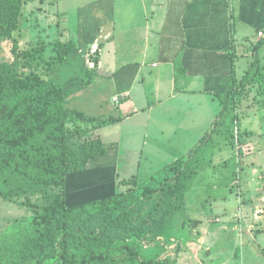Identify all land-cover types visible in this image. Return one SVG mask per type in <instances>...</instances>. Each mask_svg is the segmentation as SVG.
I'll list each match as a JSON object with an SVG mask.
<instances>
[{"label": "crops", "instance_id": "crops-1", "mask_svg": "<svg viewBox=\"0 0 264 264\" xmlns=\"http://www.w3.org/2000/svg\"><path fill=\"white\" fill-rule=\"evenodd\" d=\"M81 1L73 12H55L54 26L45 4L31 12L23 26L27 2L15 32L21 50H26L33 48L29 47L35 41L33 30L46 32L55 27L47 41L37 42L45 46V58L54 56L52 70L45 78L64 88L65 108L95 118L121 119L97 131L105 153L91 159L87 171L67 177L68 207L125 192L127 181L136 179L144 184L168 165L190 161L193 147L199 149L209 132L222 124L219 96L231 88L233 79L240 82L249 70L258 73L257 79H264V36L259 35L264 33V0ZM56 41L74 45L63 65L57 62ZM12 48V41L1 45L0 53L6 57L3 62L14 61ZM95 48L99 49L97 58L90 55ZM248 50L253 58L246 57ZM94 70L96 75L87 84V73ZM258 95L264 98L263 93ZM116 97L119 102L114 101ZM257 108L248 106L242 126L251 137L261 131L253 136L256 139L250 138L260 144L264 121L250 117L256 115ZM187 206L186 197L185 211L172 225L175 230H186ZM227 207L223 205L225 212L235 210ZM249 208L241 205L240 211ZM196 217L200 224H193L198 229L192 234L166 236L165 232L146 241L134 264L155 259L192 264L190 255L198 262L203 261L202 254L214 255L207 238L216 228L208 227L207 235L199 237L205 221L200 215Z\"/></svg>", "mask_w": 264, "mask_h": 264}, {"label": "trees", "instance_id": "trees-1", "mask_svg": "<svg viewBox=\"0 0 264 264\" xmlns=\"http://www.w3.org/2000/svg\"><path fill=\"white\" fill-rule=\"evenodd\" d=\"M25 3L0 0V48L12 41L14 57L12 63L0 64V179L6 185L2 195L11 202L30 195L42 198L38 204L28 199L37 228L27 231L16 258L21 264H134L144 243L162 236L183 215L192 159L168 165L144 184L127 181L125 192L68 207L67 177L87 171L91 159L105 153L97 131L121 119L67 110L61 85L36 72V67L20 74L21 61L28 62L33 53L30 48L21 50L15 37ZM53 45L57 62L65 64L74 45L58 41ZM39 47L40 54L32 55L28 66L45 54V46ZM93 62L96 67L97 59ZM48 68L46 76L52 70ZM250 74L251 70L240 82L233 79L231 88L219 96L221 116L247 84H264L257 72ZM95 75V70L88 71L87 84ZM146 264L170 262L155 259Z\"/></svg>", "mask_w": 264, "mask_h": 264}, {"label": "rangeland", "instance_id": "rangeland-1", "mask_svg": "<svg viewBox=\"0 0 264 264\" xmlns=\"http://www.w3.org/2000/svg\"><path fill=\"white\" fill-rule=\"evenodd\" d=\"M26 1L28 4L27 9L24 10L23 26L27 25L26 20L30 13H36L39 6L45 4L43 8L48 11L47 15L52 17L50 25L54 26L53 15L55 12L71 10L78 5V1L82 2L81 0L70 2L61 0L60 3L58 0H48L49 3L40 0L37 3H34L37 0ZM71 11L73 12V10ZM118 21L121 22L120 16ZM53 29L55 27L47 28V33L39 32L41 29L32 31L31 38L35 41L29 45V47L33 46L29 50L33 52L30 54L29 61H31L32 55L40 54L39 49L41 48L38 46V39L47 41L48 35L51 36ZM40 35L42 36L40 37ZM251 54L250 50L246 51V57L253 58ZM44 56L43 53L42 57L36 59L31 66H28L29 61L22 60L20 74L24 76L36 67V72L43 77L46 76L49 71L48 67L53 65L54 56L50 59ZM5 59V55L0 53V63ZM261 66L264 74V60ZM251 85H254V89H251ZM259 92L264 94V88L257 82L247 84L231 104V108L223 113L224 120L222 124L220 123L217 131L214 132L216 129L214 127L213 131L209 132L207 142L202 144L199 149L197 147L192 149L194 150L193 159L189 169L193 171V175L187 181L186 188V197L188 198L185 214L187 228L186 230H175L171 226L165 233L166 236L192 234L198 229L193 226V222L199 219L196 217L199 215L205 221V225L201 227V233L198 231L199 237L207 235L208 227L215 226L216 229H212L215 233L210 234L207 238V244L213 248L214 255L201 253L203 261L200 262L194 255H190L189 262L192 264H264V137H260L263 142L257 144L253 140L259 136L261 131H256V135L253 134L251 137L250 133L243 130L245 124L243 120L247 113L245 110L248 106L259 109L256 111V115L252 114L250 117L264 121V98L259 97ZM209 138H213V140L209 141ZM250 138L254 139L250 141ZM5 190L4 179H0V264H21L17 260L16 254L28 235L27 231L37 228L35 214L28 207L27 202L29 199L31 203L38 204L42 198L30 195L29 198L23 197L11 202L4 199L2 193ZM256 203L260 205L256 206ZM224 204L228 205L227 208L230 205L235 207V210L230 212L227 209L226 213V209L223 208ZM245 204L251 208L246 212H241V205ZM223 227L227 230H220ZM121 258L122 256L118 257L119 261ZM46 264L58 263L51 261ZM187 264L189 263L187 262Z\"/></svg>", "mask_w": 264, "mask_h": 264}, {"label": "built area", "instance_id": "built-area-1", "mask_svg": "<svg viewBox=\"0 0 264 264\" xmlns=\"http://www.w3.org/2000/svg\"><path fill=\"white\" fill-rule=\"evenodd\" d=\"M259 35H260L261 37H263V36H264V33H263V32H260ZM98 52H99V49H96V48L93 49V50L90 52L91 57H96L97 54H98ZM94 66H95V65H94ZM114 101H115V102H119V99L116 97V98L114 99Z\"/></svg>", "mask_w": 264, "mask_h": 264}]
</instances>
